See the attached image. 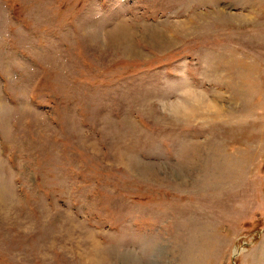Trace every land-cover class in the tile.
I'll return each mask as SVG.
<instances>
[{
    "label": "rangeland",
    "instance_id": "374dc122",
    "mask_svg": "<svg viewBox=\"0 0 264 264\" xmlns=\"http://www.w3.org/2000/svg\"><path fill=\"white\" fill-rule=\"evenodd\" d=\"M0 264H264V0H0Z\"/></svg>",
    "mask_w": 264,
    "mask_h": 264
},
{
    "label": "bare ground",
    "instance_id": "6f19581e",
    "mask_svg": "<svg viewBox=\"0 0 264 264\" xmlns=\"http://www.w3.org/2000/svg\"><path fill=\"white\" fill-rule=\"evenodd\" d=\"M2 201H3V199H2Z\"/></svg>",
    "mask_w": 264,
    "mask_h": 264
}]
</instances>
